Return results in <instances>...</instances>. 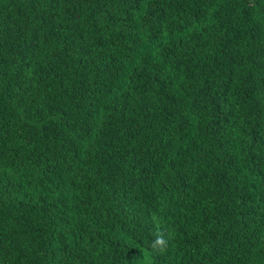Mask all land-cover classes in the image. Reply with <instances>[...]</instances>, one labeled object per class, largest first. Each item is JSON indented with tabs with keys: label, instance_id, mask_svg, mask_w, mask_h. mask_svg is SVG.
I'll list each match as a JSON object with an SVG mask.
<instances>
[{
	"label": "trees",
	"instance_id": "trees-1",
	"mask_svg": "<svg viewBox=\"0 0 264 264\" xmlns=\"http://www.w3.org/2000/svg\"><path fill=\"white\" fill-rule=\"evenodd\" d=\"M0 264H264V0H0Z\"/></svg>",
	"mask_w": 264,
	"mask_h": 264
},
{
	"label": "clouds",
	"instance_id": "clouds-1",
	"mask_svg": "<svg viewBox=\"0 0 264 264\" xmlns=\"http://www.w3.org/2000/svg\"><path fill=\"white\" fill-rule=\"evenodd\" d=\"M150 249L158 252V253H164L168 250L169 247V241L165 238V235L163 232H160L156 235V237L152 240V242L149 245Z\"/></svg>",
	"mask_w": 264,
	"mask_h": 264
}]
</instances>
